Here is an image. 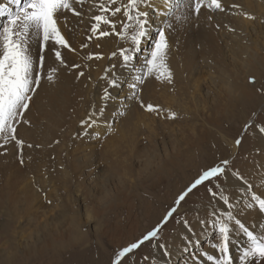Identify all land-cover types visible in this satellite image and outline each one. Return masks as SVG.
Returning a JSON list of instances; mask_svg holds the SVG:
<instances>
[{
    "label": "rangeland",
    "instance_id": "374dc122",
    "mask_svg": "<svg viewBox=\"0 0 264 264\" xmlns=\"http://www.w3.org/2000/svg\"><path fill=\"white\" fill-rule=\"evenodd\" d=\"M246 1H254L252 7L258 2L261 12L248 13L253 8L243 5L233 10L223 3L227 11L220 12L209 9V0H205L197 16L190 14L192 0H182L185 7L180 11L173 8L162 24L155 14L150 15L151 31L133 60L135 68L149 57L157 29L165 23H171L173 29L167 31L169 48L165 69H161L165 76L160 80L146 77L142 92L139 87L136 90L144 104L158 109L148 112L128 87L133 72L121 67L118 58L109 59L112 51L127 45L115 35L87 40L85 26L92 15H105L100 5L107 0H69L71 7L64 12L67 27L63 19L60 26L76 48V52L62 50L70 67L51 72L49 82L47 74L58 62L51 52L46 53L45 79L25 116L29 123L18 128L24 146L0 148V264H111L114 253L150 229L198 171L225 158L245 176L252 192L264 196V182L259 184L249 175L251 168L256 174L255 165L264 152L255 159L256 135L242 131L246 122L264 121V69L259 74L262 66L257 64L264 49V0ZM73 8L82 11L83 17L76 16ZM245 13L252 19L245 18ZM239 18L249 22L248 30L238 27L235 19ZM6 22L7 16H0V26ZM116 23L119 27L120 20ZM253 27L257 30L249 32ZM82 42L89 47L82 49ZM28 48L35 69L41 54L39 39L32 38ZM91 53L104 58L88 60ZM74 63L81 65L84 77L76 78L80 69H71ZM252 64L260 66L256 67L258 76L248 79L255 81L248 83L253 95L238 99L234 86L244 85ZM141 67L143 73L144 64ZM105 68L110 71L105 73ZM112 72L119 78V86L109 89L114 96L111 100L103 101L107 80L101 77L112 78ZM168 72L171 83L166 79ZM107 105L118 109L105 111ZM112 107H108L110 111ZM205 129L211 131L202 144L187 149ZM241 136L242 144L236 147L234 141ZM5 143L0 140V145ZM179 151H185L183 156H177ZM261 174L264 181V170ZM226 190L236 204L235 214L257 234L264 232V214L247 208L249 190H233L228 183ZM207 199L201 188L165 226L157 243L167 246L183 226L177 221L185 215L191 221L194 210ZM194 228L197 235L203 234L198 251L217 255L211 247L217 234L203 233L198 225ZM182 237L178 248L185 242ZM233 239V264H240L247 242L235 233ZM156 249L146 244L126 264H145L144 255L161 264ZM181 262L193 264L191 255ZM203 264L209 262L204 259Z\"/></svg>",
    "mask_w": 264,
    "mask_h": 264
},
{
    "label": "snow or ice",
    "instance_id": "6c2138e0",
    "mask_svg": "<svg viewBox=\"0 0 264 264\" xmlns=\"http://www.w3.org/2000/svg\"><path fill=\"white\" fill-rule=\"evenodd\" d=\"M76 2L83 3V0H76ZM8 3L15 5L16 11L13 12L11 8L0 4V16H7V22L0 26V140L6 142L0 145V148H6L7 144H15L22 148L24 145L18 137V128L22 124L29 123L25 116L30 110L34 94L37 93L45 79L46 53L51 52L54 60L58 62V67L50 69L47 74L46 78L51 82L53 80L51 72L59 71L61 67L65 69L70 67L64 59L62 50L67 49L69 52H76V48L62 33L60 26L63 19L64 26L67 27V17L64 16V12L71 7L69 0H25L22 6L21 0H8ZM204 4L205 0H192L190 14L199 16ZM164 5L166 7L161 8L154 0H126V3L124 0H120L119 4L117 0H107V3L100 5V11L105 15H92L91 23L85 26L89 42L115 35L127 45L120 47L118 52L112 51L109 59L118 58L121 67L133 72L132 82L128 84V87L133 92L134 98H137L140 106L148 112L158 111V109L150 103L144 104L139 99L140 93H137L136 90L139 87L142 92V85L145 83L146 77L155 76V79L160 80L162 76H165V72L161 69H165L164 58L166 50L169 48L167 31L172 30L173 25L165 23L163 27L157 29L153 48L149 57L145 58L143 62L146 69L143 73L134 67L133 60L150 34V15L163 13L166 19L173 8L180 11L185 7L181 0H176L175 4L170 3L169 0H164ZM239 7L236 4L231 5L233 10ZM208 8H214L220 12L227 11L220 0H209ZM72 11L76 16L83 17L82 11H76L74 8ZM121 16L123 17L122 20L120 19ZM245 18L252 19L247 14H245ZM176 19L179 22L181 17L177 16ZM117 20H120L119 27L116 23ZM104 26H107L108 30ZM68 30L71 31V28ZM32 38L39 39L41 53L35 69L28 48ZM88 47L89 43H81L82 49ZM103 58L97 53H91L87 56L88 60ZM112 67L115 68L116 65H112ZM71 69H80L76 74L77 79L85 76L80 64H72ZM109 71L110 69L105 68V73ZM111 77H101V79L107 80V87L101 97L103 101L111 100L109 89L119 86V78L115 72L111 73ZM166 79L171 83L172 75L170 72L167 73ZM249 82L255 83L254 80ZM102 111L103 109H101ZM88 126L91 127L92 125L89 124ZM242 131L244 134L251 131L253 135L264 136V121L246 122ZM242 140V136L235 139V146L239 147ZM20 163L23 164L22 153ZM230 178L240 182L246 190H249L250 202L247 204V208L264 214V196L251 191V185L240 170L233 167L232 160L225 158L214 161L198 171L197 175L176 194L173 202L150 229L115 252V259L111 261V264H126V261L136 255L137 250L146 244L152 248H159L165 257L169 256L167 246L164 243H157V241L161 240V233L165 226L180 214V208L201 188L205 190L208 197L207 203H202L201 208L194 210L195 215L191 221L187 215L177 221L183 224L187 233L186 236L182 237L185 239L184 250L189 253L195 251V254L191 255L193 264H203L204 259L209 264H233L231 246L236 243L233 239V233L242 236L247 242V246L242 249L239 257L240 264H264V232L257 234L253 228L247 226L235 214L236 204L231 194L226 190V184ZM194 225H198L201 232H215L217 234V241L211 246L217 255H211L208 251H198L199 238ZM141 260L145 264H156L155 260L147 255L142 256Z\"/></svg>",
    "mask_w": 264,
    "mask_h": 264
},
{
    "label": "bare ground",
    "instance_id": "6f19581e",
    "mask_svg": "<svg viewBox=\"0 0 264 264\" xmlns=\"http://www.w3.org/2000/svg\"><path fill=\"white\" fill-rule=\"evenodd\" d=\"M182 1V0H181ZM25 2V0H21V6L23 5V3ZM154 2L157 4V5H159L161 8H163V7H166L165 5H164V0H154ZM169 2L170 3H172V4H175L176 3V0H169ZM220 2L221 3H223V4H226L227 6H229V5H232V4H238V5H243V7H248V8H251L252 7V4L251 3H253L254 1H246V0H220ZM242 2V3H241ZM0 3H2L3 5H6L7 7H9L10 5H12V4H8V0H0ZM222 4V5H223ZM255 5V4H254ZM16 7V6H15ZM253 9H251L248 13H255V12H261V10H262V7H261V5L257 2V5H255V6H253L252 7ZM228 10H230V9H228ZM13 12H15L16 11V8L15 9H13L12 10ZM230 11H232V10H230ZM242 11H243V9H242ZM246 14V13H245ZM156 18V20H158V22L159 23H161L162 24V21H163V23H164V20H165V18H164V16H163V13L161 14V15H154ZM229 18V17H228ZM254 18V17H253ZM239 24H237L238 25V27L241 29V26H242V28L244 27V28H248V24H249V22H247L246 21V19L245 18H239V20H237V19H235ZM152 24V23H151ZM150 24V25H151ZM260 29V28H259ZM248 30V29H247ZM255 30H257V28H251V31H249V32H252V31H255ZM239 31V30H238ZM237 34H238V32H236ZM259 34H261V33H259ZM262 35H264V34H262ZM239 40H241V39H239ZM236 41H238V40H236ZM218 47V46H217ZM238 48V47H237ZM262 53H263V57H262V61L260 62V63H258L257 62V64H259V65H261L262 67H260V66H258L257 64H252V66H250L249 68H252V69H250V70H248L249 71V73H248V71L245 73L246 75L247 74H249V75H247L248 77L246 78V81H245V83H244V85H242V84H239V85H237L236 83H234V84H236L237 86H234V89H237L238 90V92H237V94H236V96L239 94V96H238V99H241V100H244V99H248V98H251L252 97V92L251 91H249V89H248V83H249V81H248V79L249 78H253L254 76H258V73L256 72V67H260L259 68V74H260V72H261V70L262 69H264V49H263V51H262ZM230 54V53H229ZM144 61H142L141 62V65L139 66V69L140 70H143L144 69V67H141L142 66V64H144L143 63ZM141 67V68H140ZM120 71V70H119ZM118 71V72H119ZM128 72V71H127ZM118 74V73H117ZM255 77V78H256ZM128 81H130L129 79H128ZM241 82V81H240ZM121 94H123V92L121 93ZM112 97H114V96H112ZM122 98V97H121ZM120 98V99H121ZM253 98H255V97H253ZM263 99H261L260 100V103H261V101H262ZM111 102V101H110ZM114 102V101H113ZM107 104V103H106ZM109 104V103H108ZM115 105H116V103H115ZM114 106V105H113ZM108 107H112L111 105H107V108L105 109V111H108V112H113V110H114V112H115V110H117L118 108H116V106H114V108L112 107V110L110 111L109 110V108ZM139 122V121H138ZM136 125V124H135ZM210 129V128H209ZM209 129H205L203 132H202V134H201V132L195 137V140L192 142V144L193 145H191V147H190V145H188L187 144V149H191L192 147H194V148H196L198 145L200 146L201 144H202V138L203 137H206V135L207 134H209L210 133V131L211 130H209ZM100 130V129H99ZM93 132V131H92ZM125 135V134H124ZM123 135V136H124ZM127 136V135H126ZM210 137V136H209ZM256 144H255V150H254V154L256 155L255 156V159H259V157H261V155L260 154H263V153H261V152H264V136H260L259 134H256ZM78 144V143H77ZM195 144V145H194ZM92 145V144H91ZM231 148H230V150L232 151V152H234L235 151V147H234V143L232 142L231 144ZM70 146V145H69ZM93 147V146H92ZM185 152V151H184ZM183 151H179V153L177 154V156H183V153H184ZM75 153V152H74ZM89 153V152H88ZM73 154V153H72ZM74 156V155H73ZM87 157V156H86ZM72 158V157H71ZM74 158H76V157H74ZM73 158V159H74ZM75 160H78L77 158L75 159ZM257 161V160H256ZM259 161L260 162H258L257 163V165H255V172H256V174H252V168L249 170V175H253L252 176V178L254 179V180H256V182H258V181H260V182H258L259 184L260 183H263L264 181H262V180H260L261 179V177L260 176H262V174H261V171H263L264 170V157H261L260 159H259ZM72 163H74V162H72ZM73 165V164H72ZM260 165L263 167V170L261 169V167H260ZM251 166V165H250ZM75 167V166H74ZM242 167V166H241ZM240 167V168H241ZM252 167V166H251ZM258 167V168H257ZM76 169H77V167H76ZM75 169V170H76ZM65 176V175H64ZM64 178H66V177H64ZM69 178V177H68ZM67 178V179H68ZM264 179V178H263ZM143 180H145L144 178H143ZM141 181V180H140ZM228 185H230V186H232L233 187V190H240V191H243L244 189H245V187L243 186V185H241L240 183H237L236 181H234L232 178H230L229 180H228ZM245 191H247L246 189H245ZM87 215V214H86ZM87 218L89 217V216H86ZM86 218V219H87ZM84 220V219H83ZM88 220V219H87ZM86 223V222H85ZM203 233H205V232H203ZM182 235H184V236H186L187 235V233H186V230H185V228L183 227V226H180L179 227V229L177 230V234L175 235V236H173V237H171V239H170V242L168 243V245H167V248H168V251H169V253H170V255L169 256H167V257H165L163 254H162V252L159 250V248H157L156 250H157V255L158 256H160L159 257V259L161 260V264H181L182 262L181 261H186V259L190 256V255H192V254H194V252L193 253H189V252H187V251H185L184 249H185V242H183L182 244H181V247H179L178 248V246H176V244H178L179 242H177V241H179V239L181 238V236ZM202 235L203 234H201V235H197V237L199 238V240L200 239H202ZM190 237V236H189ZM190 239H191V237H190ZM179 259H181V261H178Z\"/></svg>",
    "mask_w": 264,
    "mask_h": 264
}]
</instances>
